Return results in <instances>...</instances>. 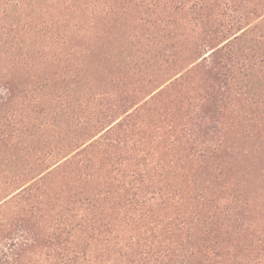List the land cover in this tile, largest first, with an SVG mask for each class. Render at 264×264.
<instances>
[{
    "label": "trees",
    "instance_id": "1",
    "mask_svg": "<svg viewBox=\"0 0 264 264\" xmlns=\"http://www.w3.org/2000/svg\"><path fill=\"white\" fill-rule=\"evenodd\" d=\"M0 264H264V0H0Z\"/></svg>",
    "mask_w": 264,
    "mask_h": 264
}]
</instances>
